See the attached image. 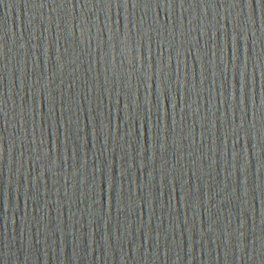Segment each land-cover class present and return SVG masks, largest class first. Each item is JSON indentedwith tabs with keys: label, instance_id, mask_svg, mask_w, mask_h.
Here are the masks:
<instances>
[{
	"label": "water",
	"instance_id": "1",
	"mask_svg": "<svg viewBox=\"0 0 264 264\" xmlns=\"http://www.w3.org/2000/svg\"><path fill=\"white\" fill-rule=\"evenodd\" d=\"M0 264H264V0H0Z\"/></svg>",
	"mask_w": 264,
	"mask_h": 264
}]
</instances>
